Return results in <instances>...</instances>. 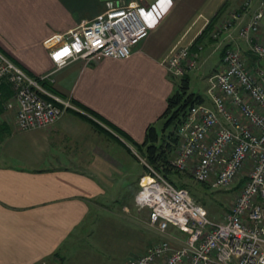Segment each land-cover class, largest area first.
<instances>
[{
    "label": "crops",
    "instance_id": "1",
    "mask_svg": "<svg viewBox=\"0 0 264 264\" xmlns=\"http://www.w3.org/2000/svg\"><path fill=\"white\" fill-rule=\"evenodd\" d=\"M126 1L0 0V50L30 75L43 76L44 89L70 99L76 107L47 127L27 130L15 127L12 110H0V264L94 262L90 251L96 245L87 242L90 251L84 253L75 242L93 235L99 211L124 215L127 227L132 223L145 228L147 209H137L133 202L138 178L145 172L134 143L143 140L148 124L161 126L159 116L175 88V75L160 60L174 43L195 39L209 24L206 18L220 22L228 15L227 8L241 0H153L151 7L138 0L149 32L127 57L77 58L53 68L46 45L108 3ZM180 4L177 20L163 22ZM219 9L227 10L223 17L217 15ZM210 22L213 28L216 22ZM210 33L199 39L196 67L213 54L219 63L205 70L204 79L222 68L227 44L240 47L249 59L247 43L233 28L231 37L223 32L213 38ZM258 34L264 36V13ZM120 227L117 233L122 235ZM153 242L141 244L134 254Z\"/></svg>",
    "mask_w": 264,
    "mask_h": 264
},
{
    "label": "built area",
    "instance_id": "2",
    "mask_svg": "<svg viewBox=\"0 0 264 264\" xmlns=\"http://www.w3.org/2000/svg\"><path fill=\"white\" fill-rule=\"evenodd\" d=\"M249 1L241 5L248 10L246 18L233 13L210 35L217 38L225 32L231 37L233 28L259 61L264 59V36L258 34L264 0H255L253 9ZM148 32L138 0L108 3L46 45L47 53L54 69L77 58H125ZM193 43L194 39L174 43L161 64L175 76L196 68ZM221 63V69L205 78L204 101L191 104L178 124L177 149L170 162L207 186L238 185L236 193L223 218L213 219L186 188L175 186L141 158L147 171L138 178L135 207L148 209L149 223L159 231L172 225L184 239L178 245L166 237L156 240L125 264H264V66L248 64L233 44L224 47ZM3 82L11 90L3 109L14 105L11 110L19 130L49 126L66 109L76 108L70 99L44 89L0 50V85Z\"/></svg>",
    "mask_w": 264,
    "mask_h": 264
},
{
    "label": "rangeland",
    "instance_id": "3",
    "mask_svg": "<svg viewBox=\"0 0 264 264\" xmlns=\"http://www.w3.org/2000/svg\"><path fill=\"white\" fill-rule=\"evenodd\" d=\"M254 1L255 0H250L248 2V5L252 7V9L254 7V3H255ZM243 2L245 3V0H241L240 4L237 6H234V7L231 6L227 8L228 15L225 16L224 18H221L220 22H216L217 19L211 20L212 18L210 17L206 19L209 23L210 21H213V22H216L215 24L216 26L217 25L221 26L220 23H222L223 20H229L232 17L233 13L237 12L239 16L241 14H248L247 9L245 11L242 9L243 7L241 5ZM145 3H149L148 7H151L153 4V0H145ZM181 5L182 4L177 5L174 11L171 8L167 12V15L164 17L162 21L164 22L166 20V21L175 22L177 20L178 14H182V12H179L181 10ZM227 10L225 9L224 11H227ZM220 11L221 10L219 9V11L217 12V15L218 13H220ZM224 11L220 13L221 16L223 14L225 15V13H223ZM262 18L260 20H262ZM163 25H166L168 27V24H163ZM218 63H219L218 56L216 54H213L206 60L205 65H202V67L199 68L198 66L196 67V69L195 68L191 69L189 74L188 72H185L187 75H190L189 76V79H190L189 90L198 92L202 95H206V90H205L206 81L203 76L204 72L205 70L208 69L210 65L213 66ZM180 76H173V78L176 81L175 78H179ZM129 148L131 149L132 147L129 145ZM176 149L177 148H175V151L173 152L172 156L175 154ZM132 150L134 149L132 148ZM136 154L138 155L137 156L138 158L140 159L142 158L145 160V158L142 157L143 156L142 151L139 150V152H137ZM144 170L147 171V167H145ZM180 173L181 175L179 174L180 176L179 180H181V182L185 184L184 188H186L189 191V193L192 195L194 199H196L197 202L201 203L207 209L208 215L217 220L222 219L225 212L227 211V207L230 205L232 198L234 194L236 193L237 186H230L228 188H225V187L213 188V187L207 186L205 183L201 181L195 180L187 172L181 171ZM148 212L149 211L147 209L146 220L148 223L142 222L143 226L145 227V228H142V226L140 225H134L132 223H128L130 221L129 217H127L128 218L127 220H129L127 222L128 223V227H127V224L124 222V219H123L124 215L108 213V216H106L105 214H102L99 211L95 215L96 218H95V223L93 226V232H94L93 235L86 238V240L80 239V241L75 242V245H76L75 248L78 250L79 248L83 247L82 250L84 251V253H87L89 250L87 249V246H88L87 242L90 245H94V246L96 245V249L94 252L89 250L93 255L96 256L95 261L94 262L90 261L89 264H124L127 258H129L135 252L141 249V244L142 246H144L147 242H153L157 239L159 240L167 236L170 238L176 237L177 239L184 237V234L178 231V229H176L173 226H168L166 230L163 232L157 230L155 226L150 225L149 220H148ZM143 213H146V212L144 211ZM118 221H122V222L119 223ZM119 225H121L120 230L122 231V235H119L117 233V230L119 229ZM131 225H134V226H131ZM125 226L127 227L128 232L126 233V235H123ZM129 227H132L134 229L132 230ZM129 230L131 231L129 232ZM139 232L141 234H139ZM178 240L180 241L181 239H178ZM76 243L78 244V246ZM173 244L176 245L177 243L174 241ZM73 245H71V248L75 246ZM47 263L48 262L46 261V264ZM85 263H88V262L85 261ZM48 264H59V261L58 259H55V260L53 259ZM75 264H78V263H75Z\"/></svg>",
    "mask_w": 264,
    "mask_h": 264
},
{
    "label": "trees",
    "instance_id": "4",
    "mask_svg": "<svg viewBox=\"0 0 264 264\" xmlns=\"http://www.w3.org/2000/svg\"><path fill=\"white\" fill-rule=\"evenodd\" d=\"M212 24H206L198 36L195 37L194 43L190 46L191 50L198 51L196 45L200 44V37L206 31H212ZM201 45V44H200ZM202 46V45H201ZM249 50V49H248ZM252 53V54H251ZM254 53L250 50V57H246L247 63L252 65L255 62L259 63ZM40 81L44 85L45 81ZM175 88L166 99V106L159 117L163 118L160 127L150 123L147 125L143 140L140 143H134L138 150L142 151L145 161L152 166L156 171L163 174L166 178L171 180L176 186H183V182L179 180L181 171L173 166L170 162L172 154L177 146V127L178 124L184 119L188 108L191 104L204 101V95L189 90L190 79L186 73L182 74L179 78H175ZM0 110L3 108V102L10 95L11 90L8 85L3 82L0 85ZM203 184V183H202ZM205 185V184H204ZM238 187V185H235Z\"/></svg>",
    "mask_w": 264,
    "mask_h": 264
},
{
    "label": "bare ground",
    "instance_id": "5",
    "mask_svg": "<svg viewBox=\"0 0 264 264\" xmlns=\"http://www.w3.org/2000/svg\"><path fill=\"white\" fill-rule=\"evenodd\" d=\"M26 72H27V71H26ZM28 74H29V73H28ZM29 75H30V74H29ZM31 76H33V75H31ZM33 77H34L36 80H38L35 76H33ZM38 78H39V79H42V78H40V76H38ZM38 83H39V82H38ZM39 84H40V83H39ZM40 85H41V84H40ZM41 86H42V85H41ZM45 96L47 97L48 95H45ZM56 96H58V95H56ZM58 97H59V96H58ZM48 98H49V97H48ZM72 109H74V108H72ZM66 110H67V109H66ZM66 110H65V111H66ZM59 118H60V117H59ZM59 118H58V119H59ZM58 119H57V120H58ZM57 120H56V121H57ZM56 121H55V122H56ZM52 124H53V123H52ZM45 127H47V126H45ZM36 128H42V127H36ZM31 129H32V128H31ZM25 130H27V129H25ZM145 163H146V162H145ZM154 170H155V169H154ZM169 181H171V180H169ZM171 182H172V181H171ZM172 183H173V182H172ZM203 183H204V182H203ZM205 184H206V183H205ZM174 185H175V184H174ZM206 185H207V184H206ZM175 186H176V185H175ZM208 216H209V215H208ZM209 217H210V216H209ZM211 218H212V217H211ZM213 219H214V218H213ZM150 225H152V224H150ZM152 226H155V225H152ZM170 226H172V225H170ZM173 227H174V226H173ZM155 228H156V227H155ZM156 229H157V228H156ZM157 230H158V229H157ZM162 232H163V231H162ZM163 238H164V237H163ZM166 238H169L170 240H173V241L171 242L172 244H173L174 241H175V242L177 243L176 245L180 244V243L182 242V240L184 239V237H183V238L179 241L176 237H174V238H173V237L170 238V237L167 236ZM173 245H174V244H173ZM40 264H46V261H43V262H41ZM47 264H48V263H47Z\"/></svg>",
    "mask_w": 264,
    "mask_h": 264
},
{
    "label": "water",
    "instance_id": "6",
    "mask_svg": "<svg viewBox=\"0 0 264 264\" xmlns=\"http://www.w3.org/2000/svg\"><path fill=\"white\" fill-rule=\"evenodd\" d=\"M259 63L264 66V59H260Z\"/></svg>",
    "mask_w": 264,
    "mask_h": 264
},
{
    "label": "snow or ice",
    "instance_id": "7",
    "mask_svg": "<svg viewBox=\"0 0 264 264\" xmlns=\"http://www.w3.org/2000/svg\"><path fill=\"white\" fill-rule=\"evenodd\" d=\"M168 2L170 3V0H168Z\"/></svg>",
    "mask_w": 264,
    "mask_h": 264
}]
</instances>
